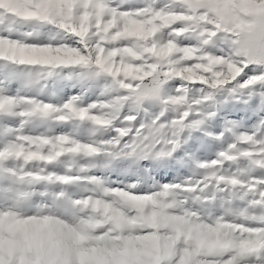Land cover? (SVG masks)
I'll use <instances>...</instances> for the list:
<instances>
[{"label":"snow or ice","instance_id":"1","mask_svg":"<svg viewBox=\"0 0 264 264\" xmlns=\"http://www.w3.org/2000/svg\"><path fill=\"white\" fill-rule=\"evenodd\" d=\"M0 264H264V0H0Z\"/></svg>","mask_w":264,"mask_h":264}]
</instances>
